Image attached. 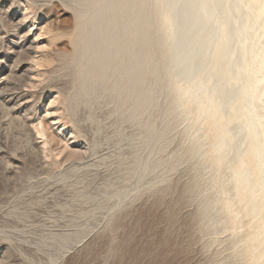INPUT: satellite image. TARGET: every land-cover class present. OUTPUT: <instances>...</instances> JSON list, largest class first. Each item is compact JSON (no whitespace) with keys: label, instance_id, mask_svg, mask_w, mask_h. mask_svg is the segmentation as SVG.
I'll list each match as a JSON object with an SVG mask.
<instances>
[{"label":"rangeland","instance_id":"obj_1","mask_svg":"<svg viewBox=\"0 0 264 264\" xmlns=\"http://www.w3.org/2000/svg\"><path fill=\"white\" fill-rule=\"evenodd\" d=\"M98 1L0 0V264H245L244 228L222 218L214 230L195 214L212 182L183 152L192 119L150 158L182 151L176 170L162 180L147 164L137 180L143 133L121 117L123 93L83 83Z\"/></svg>","mask_w":264,"mask_h":264},{"label":"bare ground","instance_id":"obj_2","mask_svg":"<svg viewBox=\"0 0 264 264\" xmlns=\"http://www.w3.org/2000/svg\"><path fill=\"white\" fill-rule=\"evenodd\" d=\"M135 4L129 14L125 0L90 6V28L81 42L90 62L97 61L83 83L91 89L106 83L123 93L121 117L133 115L143 133L134 167L138 181L147 164L161 169L162 180L176 170L182 151L150 158L162 154L168 140L178 138L171 132L192 119L179 133L188 143L183 152L199 160L192 159L199 180L211 168L212 182L205 192L199 180L193 182L202 192L195 214L214 230L224 218L237 222L245 240L239 261L264 264V0Z\"/></svg>","mask_w":264,"mask_h":264}]
</instances>
